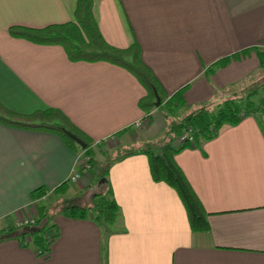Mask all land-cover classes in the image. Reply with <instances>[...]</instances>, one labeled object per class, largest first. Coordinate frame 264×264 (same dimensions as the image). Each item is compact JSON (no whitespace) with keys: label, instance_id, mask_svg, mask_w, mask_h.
Returning <instances> with one entry per match:
<instances>
[{"label":"crops","instance_id":"1","mask_svg":"<svg viewBox=\"0 0 264 264\" xmlns=\"http://www.w3.org/2000/svg\"><path fill=\"white\" fill-rule=\"evenodd\" d=\"M75 3L0 0V104L21 114L57 108L92 141L108 145L111 136L114 148L135 150L107 171L119 217L103 249L90 217L56 213L47 253L5 239L0 264H264V112L174 156L205 212L207 231L191 232L177 194L152 181L140 152L156 140L150 132L163 136L166 127L160 118L152 131L151 123L134 125L147 116L137 106L145 91L136 79L108 62L69 61L59 45L8 34L10 26L72 20ZM91 14L108 45H139L164 95L185 87L183 107L210 108L256 69L255 49L264 50V0H91ZM81 154L57 135L0 124V229L34 217L47 198L87 202L88 178L67 180ZM65 182L66 191L55 193ZM35 189L45 196L31 199Z\"/></svg>","mask_w":264,"mask_h":264},{"label":"trees","instance_id":"2","mask_svg":"<svg viewBox=\"0 0 264 264\" xmlns=\"http://www.w3.org/2000/svg\"><path fill=\"white\" fill-rule=\"evenodd\" d=\"M7 31L12 37L23 38L32 43L59 45L63 48L69 61H104L128 71L145 91V95L138 99L137 106L148 116L147 126L151 123L152 112L154 116L157 115L156 117L160 118V127H166L164 135L168 134L162 141L149 142L140 150L147 159L150 177L152 181L163 182L175 191L185 210L191 232L207 231L205 212L175 162L174 156L189 146L196 147L199 142L213 139L218 129L225 124L235 125L244 117L263 113L264 101L254 102L250 97L256 93L259 87L263 88L264 83L248 90L243 98L230 97L219 100L220 102L213 105V110L204 106L183 107L181 96L185 87L168 97L164 95L149 68L143 64L140 48L136 42L125 48H115L103 40L91 14V0H76L72 20L48 24L42 28L10 26ZM256 56L260 69H264V51L256 50ZM246 80L248 79L242 82ZM240 83L236 82L232 87L226 88V95L230 94L231 89ZM154 91L159 98L157 106H154ZM178 111H181L182 114L180 113V117L170 124L168 116ZM0 124L57 135L69 149L82 152L85 155L89 166L87 188L91 190L92 194L89 200L83 201L82 204H73V201L64 198V201L69 203L63 204L58 213L72 219L90 217L101 230V246L105 249L106 239L114 232V225L119 217V208L113 199L107 180V171L112 163L134 154L135 150L115 148V155L105 161V157L110 153L107 149L102 148V141L94 142L86 137L70 123L59 109L54 107H45L42 110L21 114L0 104ZM187 129L190 130L191 142L185 140L176 143L175 137L180 136ZM64 131L74 134L84 143V147L76 144L65 135ZM96 154L100 155L101 159L97 160L94 156ZM102 178L103 181L98 184ZM67 183L69 182L60 184L54 190L55 193L63 194L67 189ZM45 194L46 190L35 189L30 193V196L35 200ZM49 209V207L38 205L35 207V216L31 224L8 225L1 228L0 241L12 239L20 246H29L33 250L40 251L39 256L47 253L48 246L55 236L52 223L54 214H51L52 210Z\"/></svg>","mask_w":264,"mask_h":264},{"label":"rangeland","instance_id":"3","mask_svg":"<svg viewBox=\"0 0 264 264\" xmlns=\"http://www.w3.org/2000/svg\"><path fill=\"white\" fill-rule=\"evenodd\" d=\"M62 48V47H61ZM257 49H255V51H256ZM259 51V50H258ZM261 51H264V50H261ZM249 78H252V79H249ZM245 79H248V80H246V81H244V82H242L243 80H245ZM238 82H241L240 84H238L236 87H234V88H232L231 89V93L230 94H228V95H226V96H223V100L224 99H227V98H230V97H236V98H243L244 96H245V94L248 92V90H251V89H253V88H255V87H257V85H259V84H261V83H264V69H260V66H259V63H258V66L256 67V69H254V70H252L251 72H249L247 75H245L243 78H241L239 81H237V83ZM250 98H252L251 100L252 101H254V102H258V101H264V87L263 88H261V87H259L257 90H256V93L252 96V97H250ZM221 99V100H222ZM220 100V101H221ZM219 101V102H220ZM159 104V103H158ZM210 109H212L213 110V105L212 106H210ZM151 114L153 115L154 113H152L151 112ZM178 117V115H177V113H171L169 116H168V122L171 124V123H173V122H175V120H176V118ZM146 119L147 120H149L148 119V116L146 117ZM157 120H158V118H155V119H153V117H152V122H151V125H150V128H148V130L149 131H152L155 127H156V122H157ZM146 121H144V123H145ZM159 133V132H158ZM157 132H155L154 130L152 131V132H150L149 133V135L150 136H153V135H155V139L156 140H154V141H152V143H156V142H158V141H162L165 137H167V135L168 134H166V135H164L163 134V136H162V134L160 135V134H158ZM182 134V133H181ZM178 137L179 136H176L175 137V141H177L178 140ZM109 143H108V145H106V142L104 143V146L102 147V148H105V149H107L108 151H109V153H110V155H108L107 157H105V161H107V160H109L111 157H113L114 155H115V152L116 151H114V143L115 142H110V141H108ZM80 154H81V152H79ZM85 157V155L82 153L81 154V156L79 157V158H82V157ZM96 158H97V160H99V159H101L100 158V155H94ZM70 194V193H69ZM50 194L48 193L47 194V196H49ZM71 195V194H70ZM45 196V195H44ZM54 197V196H53ZM54 199H55V197L54 198H52V200H50V201H48V198L47 199H45V200H43L42 202H44L45 203V201L48 203H50L51 205H52V212H51V214L53 213L54 215L56 214V213H58V210H59V208L61 209V207L63 206V204H66V203H69L68 201H76V200H73V199H71V196H68V198H67V200L68 201H64V202H62V199L61 198H59V199H57V202H54ZM87 200V199H89V197H85V198H83V200ZM50 204H48V205H46V207H50L51 205ZM62 204V205H61ZM40 206L41 204H40V201L37 203V205L36 206ZM35 206V207H36ZM43 206H45V205H43ZM12 225H17L18 226V222H16V223H14V224H12Z\"/></svg>","mask_w":264,"mask_h":264},{"label":"built area","instance_id":"4","mask_svg":"<svg viewBox=\"0 0 264 264\" xmlns=\"http://www.w3.org/2000/svg\"><path fill=\"white\" fill-rule=\"evenodd\" d=\"M146 122H147V119H146ZM143 124H144L143 118L140 120H137L134 123L135 126H141ZM108 139L110 141L114 140V138H112L111 136ZM185 140L188 142H191V136H190V130L189 129L183 131V133L178 137V140L176 141V143H179V142L185 141ZM88 168H89V166L87 164V158L84 156L82 158H79V160L75 161L73 171H71L67 180L69 182L70 181L73 182V181L77 180L79 176H83V177L88 178V172H87ZM32 221H33V217L28 216V217L24 218L23 220L19 221L18 225H29L32 223ZM35 253L37 255H39L40 251L35 250Z\"/></svg>","mask_w":264,"mask_h":264},{"label":"water","instance_id":"5","mask_svg":"<svg viewBox=\"0 0 264 264\" xmlns=\"http://www.w3.org/2000/svg\"><path fill=\"white\" fill-rule=\"evenodd\" d=\"M154 96H155L154 106H157L158 103H159V98H158V96H157L155 91H154ZM64 133H65L66 136H68L71 140H73L80 147H84V143L79 138H77L74 134H71L68 131H64ZM102 181H103V178L98 181V184H100Z\"/></svg>","mask_w":264,"mask_h":264}]
</instances>
